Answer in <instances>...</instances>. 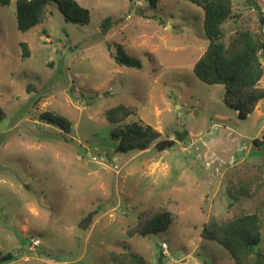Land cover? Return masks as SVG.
Returning <instances> with one entry per match:
<instances>
[{
    "label": "rangeland",
    "instance_id": "rangeland-1",
    "mask_svg": "<svg viewBox=\"0 0 264 264\" xmlns=\"http://www.w3.org/2000/svg\"><path fill=\"white\" fill-rule=\"evenodd\" d=\"M77 1L88 25L67 22L51 3L25 33L16 0L0 5V264H113L110 253L125 250L150 264H235L201 232L213 218L252 213L264 255V100L241 119L223 85L196 77L209 43L203 10L187 0ZM253 1L233 0L226 43L245 30L264 36V0ZM117 54L143 68L117 64ZM119 104L137 107L128 121L174 144L116 152L105 113ZM45 112L67 119L70 132ZM160 209L176 216L166 231L127 235Z\"/></svg>",
    "mask_w": 264,
    "mask_h": 264
},
{
    "label": "trees",
    "instance_id": "trees-1",
    "mask_svg": "<svg viewBox=\"0 0 264 264\" xmlns=\"http://www.w3.org/2000/svg\"><path fill=\"white\" fill-rule=\"evenodd\" d=\"M12 0H0V5L8 6ZM200 7L204 12V30L209 43L203 55L194 64V73L203 83L223 85V102L238 112L241 119H246L255 112L259 102L264 99V36L254 30L240 32L230 43H226L223 24L233 14V0H187ZM253 3L255 1L251 0ZM56 3L67 22L79 25L90 23V11L77 0H16L17 29L28 32L33 27L43 24L49 14V5ZM261 26L264 18L260 17ZM108 20L104 26L108 24ZM22 56L29 57L28 44H20ZM121 50V47H120ZM117 64L134 69H142L143 63L125 54L114 56ZM138 115L137 107L119 104L109 108L105 117L113 125L111 138L117 141L116 152L145 151L151 146L165 150L174 144L173 140L161 139L162 134L151 125L140 120L128 121ZM43 119L57 125L65 133L70 132L71 123L59 115L50 112L43 114ZM6 113L0 107V127ZM255 145L262 142L254 140ZM176 216L167 209L155 211L149 218L141 220L128 231L129 237H146L166 231L175 221ZM201 235L222 246L235 264H264V255L256 248L263 240L262 220L256 214H244L225 221L213 218L204 225ZM7 254L1 261H11ZM113 264H150L141 254L129 250L111 252Z\"/></svg>",
    "mask_w": 264,
    "mask_h": 264
},
{
    "label": "built area",
    "instance_id": "built-area-1",
    "mask_svg": "<svg viewBox=\"0 0 264 264\" xmlns=\"http://www.w3.org/2000/svg\"><path fill=\"white\" fill-rule=\"evenodd\" d=\"M262 31L264 32V28H263ZM161 247H162L163 251H167L168 250V245L166 243H162V246Z\"/></svg>",
    "mask_w": 264,
    "mask_h": 264
},
{
    "label": "water",
    "instance_id": "water-1",
    "mask_svg": "<svg viewBox=\"0 0 264 264\" xmlns=\"http://www.w3.org/2000/svg\"><path fill=\"white\" fill-rule=\"evenodd\" d=\"M184 137H185L184 135H181V136L179 137V139H180V140H183ZM78 233H79V231L77 232V235H78ZM160 264H163L162 259H160Z\"/></svg>",
    "mask_w": 264,
    "mask_h": 264
},
{
    "label": "crops",
    "instance_id": "crops-1",
    "mask_svg": "<svg viewBox=\"0 0 264 264\" xmlns=\"http://www.w3.org/2000/svg\"><path fill=\"white\" fill-rule=\"evenodd\" d=\"M261 82H262V81H261ZM263 100H264V99H263ZM263 100H261V101L259 102L258 106L260 105V103H261ZM258 106H257V108H258ZM257 108H256V109H257ZM255 111H256V110H255Z\"/></svg>",
    "mask_w": 264,
    "mask_h": 264
}]
</instances>
